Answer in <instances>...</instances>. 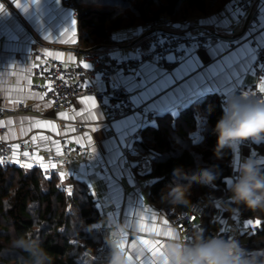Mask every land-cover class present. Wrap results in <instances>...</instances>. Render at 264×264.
Instances as JSON below:
<instances>
[{"label": "crops", "instance_id": "obj_1", "mask_svg": "<svg viewBox=\"0 0 264 264\" xmlns=\"http://www.w3.org/2000/svg\"><path fill=\"white\" fill-rule=\"evenodd\" d=\"M233 2L234 0L219 12L209 16H195L177 22L171 20L172 25L168 28L172 33L187 34L192 32V25L203 23L207 32L221 37L210 49L193 51L188 56L190 62L201 60L202 67L205 69L216 64L231 69V71L226 70L224 75L218 78V83L213 85V89L220 90L201 91L197 94L198 99H188L186 103L184 102L187 98L186 90L173 89L171 85L150 95L148 92L151 89L148 92L139 88L130 90L135 82L141 81L150 72H160L162 75L168 73L169 75L164 76V79H175L172 72H166L153 64H145L137 74H121L117 77V80L126 86L135 104L144 105L147 110L153 111L157 116L177 115L189 105L194 104L198 107V104L209 95L218 94L221 98L231 99L237 88L247 90L255 84V48L251 42L245 41L248 14H240L234 10ZM0 4L4 6V11L0 12V108H12L21 101L35 107V111L31 114L7 118L2 123L7 127V132L4 135L0 134V140L10 143L15 148L9 163L27 169L29 168L25 167V164L41 168L34 159L38 156L45 164L51 165L49 156L52 153L62 154L63 140L72 148H81L83 154L94 153L99 157V163L96 165L99 175L92 181H89L84 170L85 155L77 156L67 162H60L55 168L41 169L51 170L52 175L58 177L61 186L65 188H70L74 180L86 181L98 201L101 214L99 223L106 221L108 217L118 219L122 223L127 222L129 225L135 221L139 224L143 222L148 227L140 233L141 240L148 239L165 244L169 238L164 237L160 231L151 230V225L155 224L160 229L173 228L175 232L178 229L172 214L159 209L150 200L152 181L144 175L150 171L152 165L146 173L134 177L126 172L122 160L125 152L129 153L133 159L142 153L139 142L132 140V136L143 126L142 118L133 115L116 122L114 124L115 136L109 137L107 127L103 122L104 115L98 104L95 108L88 109L80 102L82 98L80 97L75 100L71 111H63L68 118H61L59 115L61 112L55 114L50 104L43 100L41 93L32 90V86L42 87L46 83L45 78L33 74L35 68L33 65L36 66L39 62L37 54H44L66 66H72L88 48L81 42L77 12L67 6L65 0H20L21 7H17L14 0H0ZM23 5H27L26 11ZM254 6L261 12L263 31L259 36V41L264 44V0H256ZM66 29L75 32V42H61L67 39L62 36ZM150 32H152V24L115 31L112 35L115 40L114 44H99L92 52L120 58L136 57L147 50ZM50 52L62 55L57 58L49 56ZM27 69L32 70L27 71ZM97 86L101 90H111L110 84L107 83L98 81ZM90 112H95L99 119L93 121ZM204 118L205 116L200 112V125H203ZM45 120L54 123L57 131L35 127L37 121ZM74 124L84 125L86 132L76 133ZM94 128L97 130L93 131ZM41 135L49 139H34ZM196 137L200 136L196 135ZM89 138L91 143H89ZM21 144H24L25 151L20 149ZM28 144H33L32 150L28 149ZM57 147L60 148L59 152ZM239 149L236 152L241 154ZM24 152H28L29 156L25 157ZM16 159L20 160L19 164L15 162ZM61 173L67 175L61 177ZM223 204L217 201L216 211L224 208ZM153 216L155 220L152 219ZM217 216V214L214 215V219H217ZM165 219L169 221L167 226L163 224ZM202 230V222L198 220L191 226L189 232L184 234L185 239L195 240L194 235ZM156 233H159V236H156ZM217 236L225 240L230 239L227 228L222 233H216L214 237ZM133 239L135 240V236L130 232L127 238L128 243H131ZM133 256L135 258L134 250ZM153 259L155 258H141V261L142 264H150Z\"/></svg>", "mask_w": 264, "mask_h": 264}, {"label": "trees", "instance_id": "obj_2", "mask_svg": "<svg viewBox=\"0 0 264 264\" xmlns=\"http://www.w3.org/2000/svg\"><path fill=\"white\" fill-rule=\"evenodd\" d=\"M76 1L81 42L91 47L114 44L112 35L121 29L149 25L163 17L177 22L209 16L233 0ZM200 112L205 116L202 126ZM223 114L221 96L209 95L198 107L192 104L177 115L157 116L139 141L142 153L153 158L150 171L144 175L152 181V204L177 219L196 200L206 202V212L198 219L203 230L194 239L202 235L207 241L219 232L221 223L213 216L221 193L226 194L224 215L237 208L246 218L264 222V210L228 200L232 191L227 180L234 177L231 162L235 152L218 148L216 125ZM198 131L200 137L194 140L192 135ZM253 146L264 154V142ZM203 169L215 176L212 182L217 188L191 180ZM177 186L187 189L189 204L173 205L166 199L170 189ZM68 189L61 186L58 177L46 176L39 167L0 164V264H105L93 259L94 249L101 242L98 228L90 227L101 219L98 201L86 181L74 180L71 195ZM18 240H23L25 247L14 246ZM33 247L45 255L28 250ZM246 250L264 264V224L250 235Z\"/></svg>", "mask_w": 264, "mask_h": 264}, {"label": "built area", "instance_id": "obj_3", "mask_svg": "<svg viewBox=\"0 0 264 264\" xmlns=\"http://www.w3.org/2000/svg\"><path fill=\"white\" fill-rule=\"evenodd\" d=\"M256 0H234L233 8L240 14H248L246 22L247 38L245 41L251 42L255 48V66L254 76L255 84L250 89L237 88L231 99L234 97L246 96L248 98L258 100L264 93L259 92V85L264 83V44L259 41L261 35L262 22L261 12L255 8ZM67 6L73 11L79 12L76 0H65ZM172 25L171 19L163 18L152 23V33L149 35L147 50L136 57H115L111 55H98L92 51L96 46L85 49L81 58L72 66H66L62 62L52 58H48L44 54H37L38 64L33 70L35 76L43 77L46 83L42 87L32 86V90L40 92L43 100L50 104L51 110L58 114L63 111H71L76 99L84 96H94L97 100L98 107L104 115V124L107 127L109 137L115 136L114 124L118 121L126 119L133 115L142 118L143 126L153 124L157 115L147 110L144 105H137L133 102L131 94L126 86L117 77L121 74H137L141 71L145 64H153L159 66L162 61L168 59L162 53L167 52L168 56L173 57L168 63L158 67L166 72H172L180 64L179 61L185 59L193 51H206L214 46L221 37L215 33L207 32L203 23H196L191 26V33L179 34L172 33L168 28ZM234 47V46H233ZM174 49V53L169 51ZM175 53H184V56L175 55ZM88 63L90 67L83 68L82 63ZM110 84L111 90H101L97 86V82ZM51 85V88L48 87ZM223 105L226 104V98H221ZM35 111L34 105L18 102L12 108H0V134L7 132V127L2 123L7 118L28 115ZM141 126L132 136V140L139 142L141 134L145 129ZM76 133L84 134L85 126L74 124ZM255 143L247 141L241 146H253ZM20 149L25 151L24 144L20 145ZM28 149H33V144H28ZM15 152V148L8 142L0 140V163L3 167L9 164ZM85 155L86 162L84 170L89 179H95L99 172L96 165L99 163V157L91 152L83 154V150L79 147H70L63 140V152L61 155L52 153L49 158L52 164L67 162L77 156ZM125 164L126 172L134 177L143 175L152 165L153 158L150 154L140 153L134 159L125 152L122 156ZM135 161V162H134ZM46 176H51V170L44 171ZM206 212V202L198 199L193 202L188 211L184 212L179 218L175 219V226L179 232L186 234L193 224L203 216ZM101 242L95 247L93 259L95 261L109 264L111 258V248L107 243L106 237L109 235L107 226L98 228Z\"/></svg>", "mask_w": 264, "mask_h": 264}, {"label": "clouds", "instance_id": "obj_4", "mask_svg": "<svg viewBox=\"0 0 264 264\" xmlns=\"http://www.w3.org/2000/svg\"><path fill=\"white\" fill-rule=\"evenodd\" d=\"M218 132V148L225 147L236 151L247 141L256 144L264 142V96L258 100L246 96L234 97L226 100L224 114L216 125ZM239 178L230 185L233 193L232 200L243 203L252 210H264V170L251 157L239 163L237 169ZM180 170L177 169L178 173ZM215 176L208 169L201 174L192 176L191 180L202 183H211ZM187 189L182 186L171 188L166 199L173 205L189 204L186 198ZM107 226L109 235L106 237L111 248L109 264H142L141 258L152 257L150 248L140 243L143 229L138 222L131 225L113 217L106 221L93 224L92 229ZM134 229V232H133ZM135 236L138 246L134 249L136 259L129 258V252L121 247L127 242L129 233ZM159 236V233L155 234ZM14 246L25 247L23 240L14 242ZM34 254L45 255L38 248L28 249ZM50 259V258H48ZM157 264H262L255 254L250 255L248 250L240 246L235 239L225 240L214 237L205 241L202 235L185 239L182 232L176 231L173 238L166 241L162 253L155 257ZM39 264V262H37Z\"/></svg>", "mask_w": 264, "mask_h": 264}, {"label": "snow or ice", "instance_id": "obj_5", "mask_svg": "<svg viewBox=\"0 0 264 264\" xmlns=\"http://www.w3.org/2000/svg\"><path fill=\"white\" fill-rule=\"evenodd\" d=\"M14 3L17 7H21L20 0H14ZM25 11L27 10V5H23ZM4 11V6L0 4V12ZM63 37H67V39L62 40L61 42L64 43H72L75 42V32L70 30H65L62 33ZM174 53V49L169 50ZM164 56L168 57V59H165L162 61V64L158 67H162L163 64L168 63L169 59H172L173 57L168 56V53H162ZM49 56H56L59 58L62 54L59 53H48ZM175 55L178 56H184V53H175ZM179 64L182 65L181 67H178L176 69L172 70V73L175 75V79H164V76L169 75L168 73L161 74L160 72H150L146 75L145 78H143L139 82H135L133 84V88L130 90H133L135 88H139L142 91L148 92L149 89H151L148 94L154 93L162 88H165L167 85H171L173 89H180V90H186L187 98L185 99V103L188 99H198V93L204 90L212 91V90H220V89H213V85L218 83V78L223 76L225 71H231V69H226L225 67H222L220 64H216L214 66H211L207 69L202 67L201 60L191 61L190 58L185 56V59L182 61H179ZM35 65H33V68ZM83 68H88L90 65L86 62L82 63ZM32 69H27V71H31ZM49 88H51V85H48ZM259 92L264 93V83H261L259 85ZM82 104L86 106L88 109H93L97 106V100L94 96H87L82 97L81 101ZM83 114V113H81ZM61 118H68L66 113L61 112L59 114ZM91 119L93 121H96L99 119V116L95 112H90ZM35 127L41 128V129H50L52 131H57V126L52 123L51 121H37L35 124ZM97 129H93V131H96ZM34 139H40V140H48L49 138L47 136L41 135L39 137H36ZM91 139L89 138V143H91ZM196 141H194L195 143ZM77 143H80V141H77ZM19 147V146H17ZM57 151H60V148L57 147ZM23 155L25 157L29 156L28 152H24ZM34 159L37 161V163L40 165L41 168L47 169L49 167L55 168V164H45L43 160L40 157H34ZM16 163H20L19 159L15 160ZM0 163H3V161H0ZM260 163H264V160H261ZM25 167L31 168L32 164H25ZM66 173H61V177L66 176ZM69 195H71L72 190L68 189ZM219 208V205H217ZM153 220H155V216L152 217ZM163 224L167 226L169 224V221L165 219L163 221ZM264 224L262 221H248L246 226L249 227H258ZM140 227L143 229V231L148 227L147 224L141 223ZM151 230H156L162 232V235L166 238H173L175 235V230L173 228L165 227L163 229L157 228L155 224L151 225ZM141 244L149 246L152 257L155 258L159 256L165 244L161 243L160 241H150L148 239H143L140 241ZM121 247L125 248L129 252V258L135 260L133 256V250L137 247V244L135 240L131 243H128V241L125 244H122ZM150 264H157V261L153 259L150 261Z\"/></svg>", "mask_w": 264, "mask_h": 264}, {"label": "rangeland", "instance_id": "obj_6", "mask_svg": "<svg viewBox=\"0 0 264 264\" xmlns=\"http://www.w3.org/2000/svg\"><path fill=\"white\" fill-rule=\"evenodd\" d=\"M116 2H117V4H120V2L119 3H118V1H116ZM163 19L166 20V19H169V18L163 17ZM198 134H199V131L198 132H195L192 135V137H194V140L198 139L196 137V135H198ZM236 151H234L235 154H234L233 160L231 162V168L233 170V173H234L233 176L234 177L227 180L229 187H230L231 184L234 183V179H236V181H237L238 178H239V175L240 174L236 170L237 167H238V165H239V163H242L247 158L251 157V158H253V159H255L257 161V164L260 167H263L264 166V163H260L261 160H264V154H261L257 150V148L255 146H252V147H250V146H244V147L241 146L240 149H239V151L241 152V154H239V152L237 153ZM207 184H209L213 188H217V186L213 182L207 183ZM225 195H226L225 193L224 194L221 193L220 195H218V197H217L218 199L216 200V202L217 201L218 202L221 201L223 203L224 202ZM232 195H233V193H231V195L229 196L228 200L233 201L232 200ZM215 205H216V203H215ZM224 208L222 207L219 210L215 211V213H214V215H216V214L218 215L217 216V220H219L220 223H221V228L219 230V233H222L225 230V228H227V231L230 234V237L229 238L235 239V240L239 241L240 246L242 248L246 249L247 246H248V242H249L250 235L252 233H254L258 229V227H259V226L258 227H249V226H246L247 225V222L248 221H251V220L252 221H259V220L246 218L240 212V210L237 209V208H235L234 210H232L229 215H224L223 214ZM228 221H229V223H228ZM74 241H77V239H74ZM7 255H8V253H7Z\"/></svg>", "mask_w": 264, "mask_h": 264}, {"label": "water", "instance_id": "obj_7", "mask_svg": "<svg viewBox=\"0 0 264 264\" xmlns=\"http://www.w3.org/2000/svg\"><path fill=\"white\" fill-rule=\"evenodd\" d=\"M152 32H150L148 35H150Z\"/></svg>", "mask_w": 264, "mask_h": 264}]
</instances>
